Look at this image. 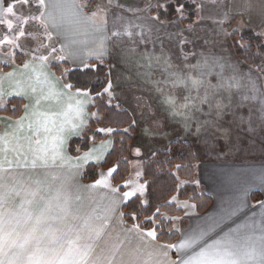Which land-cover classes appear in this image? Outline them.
I'll return each instance as SVG.
<instances>
[{
    "label": "snow or ice",
    "instance_id": "snow-or-ice-1",
    "mask_svg": "<svg viewBox=\"0 0 264 264\" xmlns=\"http://www.w3.org/2000/svg\"><path fill=\"white\" fill-rule=\"evenodd\" d=\"M176 3L175 10L183 16L184 2L176 0ZM92 4L93 0H0V26L6 25L7 28L0 36V45L20 50V53L3 52L2 66L12 67V71L0 73V111L9 113L0 116V264H264V212L259 214V219L253 213L243 224H237L232 217L239 209L229 210L219 219L183 233L179 243H160L163 229L154 219L160 215L159 207L152 216L145 218L151 223L150 227L136 222V213L129 214L133 223L120 229L124 233L122 239L119 232L115 236L105 232L107 215L102 216L95 208L89 210L80 203L81 188H108L109 207L106 211L117 212L122 223L126 214L118 212L119 203L144 190L143 185H139L121 194L119 187L110 186L104 179L95 180L92 185L78 183L82 178L83 164L90 159H102L98 153L112 143L109 140L95 146L96 134L113 133L115 130L110 127L93 131L81 118L66 135L53 137L59 140V145L49 148L46 134L51 133L52 128L45 113L40 111L43 102L58 95L59 91L70 92L76 88L63 81V73L61 78H56L54 73L45 71L51 60L66 59L61 53L75 43L64 27L68 19L65 13L70 14L72 23H90L95 32L107 33L109 9L120 11L116 17L118 20L124 19V12L134 15L141 11L120 0H107V3L97 0L90 8ZM161 7L157 3L156 8ZM151 8L149 4L143 11ZM12 17L16 20L15 27ZM135 27L139 26L128 22L122 31L101 35L96 48L89 50L87 56L94 57L102 66L104 58L112 54L107 44L109 40L127 36L136 44L132 31ZM256 37L259 51L264 48V32H257ZM57 43L61 44L59 50ZM239 47L250 51L252 45L246 43ZM21 54L22 66L16 65L14 61L21 59ZM72 55L84 67H92L86 58ZM115 55L117 63L145 68L146 71L137 73V78L151 85V90L158 94L154 104L145 105L142 97L135 98L141 113L162 108L173 119L180 117L185 130L198 140L204 137L206 144L219 139L221 134L224 138L230 134L229 128L224 127V117L237 94L241 100L238 107L244 106V101L259 102L264 125V58L255 64L256 56H252L255 67L244 71L239 62L231 63L211 54L198 57L193 53L191 59L186 54L183 61L173 62L163 54L159 57L151 53L140 54L136 58L135 47H121ZM154 64L159 68L158 76L152 71ZM114 67L115 64L109 65L105 81L100 86L103 91L93 89L99 98L107 94L109 102L116 99L114 92L118 82L127 83L130 79L114 73ZM76 92L83 99L89 96L82 88H76ZM83 99L76 102L81 117L86 115ZM21 111L24 114L13 119ZM95 116L96 113H92V117ZM135 124L138 121L134 119L129 127ZM159 127V122L153 121L151 127L145 129V134L158 131ZM62 131L61 127L58 133ZM89 132L92 133L91 147ZM82 133V144L71 141L72 136H81ZM73 143L79 144L75 150ZM82 148H88V151L81 155ZM139 154L137 150L136 155ZM115 171V168L110 169L108 175ZM128 183L135 185L134 181ZM176 199L173 197V201ZM183 207L195 205L185 203ZM260 207L264 209V201L260 202ZM179 219L164 216L160 223ZM105 234L109 240L102 239ZM132 237L138 240L135 245ZM171 250H175V259L169 255Z\"/></svg>",
    "mask_w": 264,
    "mask_h": 264
},
{
    "label": "crops",
    "instance_id": "crops-1",
    "mask_svg": "<svg viewBox=\"0 0 264 264\" xmlns=\"http://www.w3.org/2000/svg\"><path fill=\"white\" fill-rule=\"evenodd\" d=\"M152 1L153 0H150L151 4ZM93 5L94 2L92 5H89V7L91 8ZM59 14L60 13H57V15ZM65 14L68 16V19L64 22V27L70 33V39L74 40L75 43L71 44L70 48L64 53L66 57L71 60L70 62L72 66L83 68L84 65L80 63L79 59H74L72 54L77 57L86 58L87 62L95 60L94 57L87 56V51L95 49L101 35H110V30L107 28V33H97L93 30L90 24L72 23L70 14ZM151 17L158 22V20L155 19V16L151 15ZM214 18L216 19V16H214ZM172 20L173 18L170 21ZM170 21H162V23L165 24ZM220 21H222L223 25L224 23L238 25L236 26V30L238 31L246 27H251L256 33L264 32V0H226L225 4L221 5ZM209 35L211 36V34ZM225 40L228 43L231 41L229 40L228 33L225 36ZM107 44L109 45V41ZM56 47L59 50L61 44L57 43ZM17 50L18 49H10L0 45V62H3L5 59L3 52H16ZM213 50L214 52L223 55L220 56L223 60H227L231 63L239 62L240 67L244 69V71H247L249 67H254L244 63L236 56L232 43L230 46H227L226 44L223 48L222 46L217 45V47H213L212 51ZM104 60H106V57ZM52 63L53 62L50 61L45 71L54 73L56 78H60L52 69ZM9 71H12V67L7 71H0V73H6ZM5 87H8L7 82H5ZM82 91H87L89 93L88 90ZM139 97H142L144 104L147 105L155 103L156 100L154 99L157 95L151 96L146 93ZM150 97L152 99H150ZM92 98L93 96L90 93L86 99L79 97L76 89L73 88L70 92L66 90L59 91L58 95L50 97L47 101L43 102L40 111L45 113L48 118L49 127L52 128V132L46 134L48 136L49 148H52L54 145H59V140H54L53 137H56L58 134L61 137L66 135L67 130L73 125L79 124L81 118H83L85 124L88 123V118H90L88 107L92 103ZM78 99H83V104L85 106L86 115H83V117H81L78 111L76 103ZM240 103V96L237 94L233 99L228 114L224 117V127L229 128L230 133L227 138H224L221 134L219 139H214L207 144L204 142V137H201V139L198 140L194 135H190L189 132L185 130L180 117L173 119L168 113L163 111L162 108H156V110L154 109L151 112L145 110L141 113V110L140 112H137L135 108L136 105H133L130 102L128 105H124V108H126L132 115L133 120L135 119L138 121V118H140V126L138 124L134 125L136 127V134L130 151V177L132 178L127 179L124 182V186L127 184L124 191H127L128 186L133 188V184H129L128 181L136 182V176L132 173L131 167L133 162L132 153L135 149L140 152L144 149H152L156 152L158 150L168 149L170 143L176 140H182L190 143L198 156L194 184L200 193L210 195L212 203L206 212L198 213L196 211V205L192 201L179 199L177 195L171 197L170 200L179 205L183 211V215L180 216L179 220H172L173 227L179 231V238L175 243L181 241L183 233L196 229L199 226H205L206 224L211 223L213 219H219L229 210L239 209L236 215L232 217V219L236 220L237 224H243L247 218L253 216V213H256L257 216L255 218L259 219V214L264 212V209H261L260 207V202L264 201V125H262L261 122V113L259 111L260 104L258 101H244V106L238 107L237 105ZM250 109L251 112L249 111ZM23 114L24 113L22 112V115ZM0 116L6 115L0 114ZM241 117H243V120L240 119ZM153 121L159 122V130L155 132L149 131L148 134H145V129H149ZM25 125H27V121L25 122ZM61 127L64 131L58 133V130ZM138 133L141 135V143L143 142L144 144L142 143L140 145L137 143ZM111 134L112 133H107L103 140L95 141L96 147H99L102 142L109 140L112 141V143L107 145L101 153H98L102 155V159H90L83 164L81 169L82 174L86 164L94 162L99 164L104 160L113 144ZM91 146L92 144L90 147ZM86 151L88 150L81 151V155ZM143 160L145 159H142L141 161ZM99 179L100 177L98 174L97 180ZM78 183L80 185L94 184V182H85L82 178L79 179ZM107 183L114 187L111 183V179ZM123 192L120 191L121 194ZM108 193L109 189L103 186L91 189L81 188L79 191V195L82 198L80 203L89 210L95 208L96 212L102 216L107 215L109 219L105 225V232L112 233L113 236L119 232L120 237L123 239L124 233L120 232V229L130 227L131 223H129L125 217H123V222L121 223V218L117 212L106 211L109 207ZM135 195L142 196L141 194ZM173 197H176L177 199L173 201ZM125 201L126 200L119 203L118 212H122V205ZM185 201L191 202L195 207L182 208L181 205L185 204ZM232 226L235 227V225ZM102 239L109 240V237L105 234ZM131 239L133 245L138 242L135 237H132ZM169 255L172 259H175V250H171ZM118 258L119 256H117V259Z\"/></svg>",
    "mask_w": 264,
    "mask_h": 264
},
{
    "label": "trees",
    "instance_id": "trees-1",
    "mask_svg": "<svg viewBox=\"0 0 264 264\" xmlns=\"http://www.w3.org/2000/svg\"><path fill=\"white\" fill-rule=\"evenodd\" d=\"M182 2L185 4V11L187 12L186 17L182 21L183 23L190 24L198 16L197 5L189 0H182ZM177 7L176 0H173L167 3L165 7L159 9L153 7L149 13L156 18L158 17L160 21H170L177 14L175 10ZM229 36L234 52L241 61L254 67L255 64L261 62L264 48L258 51L256 47L258 43L256 32L251 27H246L240 31L232 30L229 32ZM246 43H251L252 47L250 51L239 47L240 44ZM252 56H256L255 64L253 63ZM22 59L23 56L21 54V59H16L14 62L21 64ZM90 64L95 66L80 68L72 66L67 61H62L52 63L51 67L59 77L63 73L64 81L75 85L76 88L88 90L93 96L92 103L88 109L96 113V116L92 117L91 115L87 123L93 131L101 127H110L115 130L111 134L113 139L112 147L104 160L99 164H86L82 179L85 182H95L100 168H115L116 171L110 177L111 183L114 187H119L120 191L123 192L125 190L124 182L130 176V151L136 134V127L134 125L129 127L132 124L133 117L126 108L122 106L116 107L118 104L113 100L109 102L107 94L103 95L102 98L96 96V92L93 89L100 92L103 91L100 86L105 81V74L108 72V68L106 64L99 66L96 60H91ZM9 68L3 67L2 62H0V71H7ZM16 99L19 100L20 98L17 97ZM8 107L10 108L11 105H8ZM22 112L17 113L13 118H18L22 115ZM0 114L9 115L6 111H0ZM97 120L99 123L96 122ZM125 129L128 131L125 132ZM82 136L83 133L81 136L72 137L71 141H78L82 144ZM88 136L90 147L92 144V133L89 132ZM105 137V133H97L95 141L103 140ZM78 146L79 144L73 143V150ZM85 150H88V148L81 149V151ZM197 162L198 156L193 146L182 140L170 143L168 149L158 150L151 157L141 161L142 180L146 182V201L140 195H135L126 200L122 205V212L126 214L124 216L125 219L132 224L133 221L130 219L129 214L136 213L138 217L136 222L150 227L151 223L145 218L152 216L156 212L157 207H159L160 215L154 217L159 228L163 229L159 242L175 243L179 238V231L173 227L172 221L163 220V223H160V220L164 216L180 217L183 215L182 209L170 200L171 197L177 195L179 199L192 201L196 205L198 213L206 212L212 203L210 195L200 193L194 184ZM180 180L184 182L181 186H179Z\"/></svg>",
    "mask_w": 264,
    "mask_h": 264
},
{
    "label": "rangeland",
    "instance_id": "rangeland-1",
    "mask_svg": "<svg viewBox=\"0 0 264 264\" xmlns=\"http://www.w3.org/2000/svg\"><path fill=\"white\" fill-rule=\"evenodd\" d=\"M171 1L173 0H153L151 4L150 0H120L121 3L141 9V11L136 12L134 15L131 12H124L123 20H118L116 18L120 14V11L118 9L113 8L107 11V28L110 30V34L113 31H122L123 26L128 22L139 26L132 29V31L135 33L133 39L136 41V44H133L127 36L121 37L120 39L113 38L109 40L108 48L112 54L106 56V60H104V64L107 65L108 71L109 65L115 64V67L113 68L114 73L120 74L124 78L130 77L127 83L118 82L115 88L114 94L116 96V99H113V101L122 107H124V105H128L130 102L133 105H136L135 108L137 112H140V109L137 108L135 98L141 96L142 94L145 95L146 93L151 96H156L158 94L151 90V85L146 84L143 80H138L137 73L146 71L145 68L139 67L137 65H126L116 62L117 57L115 53L118 52L121 47H135L137 53L136 58H138L140 54L146 55L151 53L154 57H159L163 54L164 56L170 58L173 62H177V60L183 61L186 54L189 56V59H191L193 53L198 57L201 54L205 56L211 54L213 56L220 57L223 55L214 52V50L212 51L213 47H217V45H219L223 48L224 46H226V44L227 46L231 45V41L229 42L230 44L226 42L225 36L227 33L229 35L230 31L236 30V26L238 25L231 23H224L223 25L222 21H220L221 5L225 4L226 0H189L196 3L198 11L197 18L190 24L183 23L182 21V19L187 15L186 11H184L183 16H181L179 13L175 14V16H173V20L165 24H163L162 21H159L156 17L155 19H157L158 22L154 20V18H152L151 14L149 13L150 9H148L147 11H143V9H146L149 4L152 5V8L156 7L157 3L165 7L166 4ZM93 2L95 5L97 0H93ZM104 2L107 3V0H104ZM214 16H216V19L214 18ZM11 19L13 20V27H15L16 20L14 17H12ZM141 30H143V36H141ZM6 31V25L0 26V36H3ZM209 34H211L212 37ZM41 35H43L42 32ZM44 43H48V40L46 38L44 39ZM35 46L36 45L34 44L33 47ZM16 52H20V50L18 49ZM44 54L48 55L47 52H45ZM61 55H64L66 57L65 53H61ZM261 58H264V54ZM62 61H67L71 64V60L68 59V57L63 60H51V62L53 63ZM90 61H88L89 64ZM192 62L195 63L194 60ZM141 64H143V61H141ZM152 71L157 76L159 75V68L155 64L153 65ZM154 109L156 110V108ZM89 113L91 117L93 111L89 110ZM138 125L140 126V118H138ZM140 136V133H138L137 143L141 145L143 142L141 143ZM136 152L137 149H135L132 153V173L136 176L135 185H132V187L143 185V192H138L136 194H141V197L144 199V201H146V183L141 179L142 169L140 166V162L142 159L151 157V154H153L155 151H153L152 149H144L142 150V152L139 151V155H136ZM109 170L110 169L100 168V179H104L106 182L110 181V175H108ZM137 172L140 173L139 176L136 175ZM131 178L132 177L129 176L128 179ZM183 184L184 182L180 180L179 186ZM131 190L132 188L128 186L127 191ZM185 203L192 204L189 201H185ZM183 205L184 204L181 205L182 208Z\"/></svg>",
    "mask_w": 264,
    "mask_h": 264
}]
</instances>
